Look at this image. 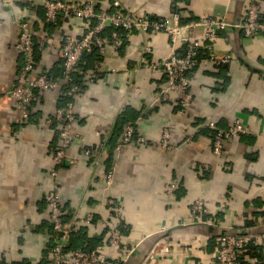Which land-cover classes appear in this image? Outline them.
I'll return each mask as SVG.
<instances>
[{"label": "crops", "instance_id": "0c3cea01", "mask_svg": "<svg viewBox=\"0 0 264 264\" xmlns=\"http://www.w3.org/2000/svg\"><path fill=\"white\" fill-rule=\"evenodd\" d=\"M45 1L0 0V264L50 263L55 235L45 193L53 189L62 195V218L84 246L107 241L109 226L119 225L123 243L106 251L120 264H212V237L219 230L264 233V32H219L215 51L233 60L201 59L190 72L194 98L183 114L179 95L166 91V73L144 65L170 57L168 32L130 31L102 60L88 57L75 100L78 137L60 162L55 156L63 146L61 125L52 118L62 88L40 92L28 114L11 93L24 62L17 47L22 19L31 20L37 42L45 40L35 51L38 71L57 72L64 37L86 30L87 23L76 17L47 26ZM95 1L112 6L114 0ZM119 1L135 15L172 21L179 12L181 22L214 16L233 23L243 18L247 0ZM191 34L207 41L202 27ZM122 117L137 134L110 155L107 144L118 135L122 139L127 127L118 125ZM236 118L253 133L230 139L222 154L215 153L208 123L226 127ZM166 129L169 148L162 145ZM85 147L91 149L88 157ZM198 198L212 212L213 225L210 217L192 216ZM246 260L258 264L256 258Z\"/></svg>", "mask_w": 264, "mask_h": 264}, {"label": "built area", "instance_id": "2783aa9c", "mask_svg": "<svg viewBox=\"0 0 264 264\" xmlns=\"http://www.w3.org/2000/svg\"><path fill=\"white\" fill-rule=\"evenodd\" d=\"M45 22L58 23L61 19L73 17L83 19L88 25L86 30L80 35H66L63 40L64 56V78L54 79L45 71H38L35 64L36 40L34 28L29 18L20 21V39L17 47L23 56V66L19 72L15 86L11 93L17 104L29 113L32 103L39 98L42 91H54L62 87L64 83L71 85V91L75 95L78 92V85L73 82L76 72L83 73L80 62L86 52L97 48L101 54L107 53L110 47L118 48L123 42L122 34L118 29H125L128 32L139 30L142 32H168L173 46L170 57L160 61H145L144 65L154 69L163 70L168 77L166 91L175 92L179 95V114H183L193 102L194 94L191 88L190 69L199 64L198 55L202 47L209 50V59L212 62L227 63L233 60L232 55L226 54L220 57L214 48V40L223 29L240 28L248 37H255L264 32L263 7L264 0H247L246 10L243 18L239 22H229L225 19L206 16L194 19L186 23L180 21L181 14L174 12L172 21L169 17L152 19L151 15H135L125 11L119 0H114L113 5H100L95 0L84 2H74L67 0H46L45 1ZM109 27L115 28L113 38L109 39L102 33ZM202 27L205 30L206 42L192 36L193 29ZM41 47L45 45V40H41ZM94 78L92 77L91 80ZM166 92V93H167ZM56 120L61 125L60 135L63 146L57 152V161L67 158V149L78 137L74 130L76 121L75 102L68 106L60 107L55 112ZM208 126L217 128L218 133L212 140L214 152L222 154L225 150L226 142L230 139L244 134L253 133V129L241 118H236L229 126L223 128L215 121H210ZM136 134L134 125H127L126 130L116 147L120 151L126 144H129ZM170 131L166 129L163 133V143L165 147L170 146ZM144 141L145 139H140ZM88 157L91 155L90 148L83 149ZM71 159V162H76ZM54 174L57 172L54 171ZM115 172L110 168L107 172V183L114 182ZM176 182L169 185L174 188ZM45 199L51 207L50 220L56 235L55 243L51 248L52 258L49 264H120L118 259L112 257L106 251L108 246L113 248L121 247L123 243L122 232L118 224L109 226V237L107 241L101 243L93 249L74 248L66 249L73 230L72 224L65 221L61 216L63 199L59 189H53L45 193ZM192 216L202 217L210 215L207 222L213 225L212 212L201 198L195 200L191 207ZM225 210V208H222ZM92 220L88 215L86 222ZM218 243L214 253L212 264H241L240 257L246 252L249 244L261 245L264 252V233H233L229 229L219 230ZM222 231V232H221ZM59 234V235H58ZM166 245L164 251H169ZM130 253V250H125ZM124 251V253H125Z\"/></svg>", "mask_w": 264, "mask_h": 264}, {"label": "trees", "instance_id": "16d2710c", "mask_svg": "<svg viewBox=\"0 0 264 264\" xmlns=\"http://www.w3.org/2000/svg\"><path fill=\"white\" fill-rule=\"evenodd\" d=\"M100 5H98V7H99ZM262 16H263V18H264V13L262 14ZM151 17H152V19H159L160 17H158V16H153V15H151ZM200 19V18H199ZM192 20H194V19H192ZM191 21V20H190ZM189 22V21H188ZM182 23H186V22H182ZM56 24V23H55ZM46 25L47 26H51V25H54L53 23H48V22H46ZM88 25V24H87ZM115 28H113V27H109V28H107L102 34L103 35H105L106 37H108L109 39H112L113 38V33L115 32ZM118 32H120L121 34H122V39L124 40V38H125V35H126V33H128V31L127 30H125V29H118L117 30ZM122 44V43H121ZM37 46H41V42L39 41V42H37L36 41V48H37ZM91 58V57H94L96 60H98V61H100V60H102V58H103V54H101L100 52H99V50L97 49V48H95L94 50H92V51H90V52H86L84 55H83V57H82V59H81V62H80V68H81V70L83 71V73H79V72H76L75 74H74V79H73V82L74 83H76L77 85H78V92L74 95L73 93H72V91H71V85L69 84V83H64L63 85H62V92H64V94L61 96L62 97V101H60V103H59V106L57 107V108H60V107H65V106H68L71 102H75V100H76V97H77V95H78V93L80 92V90H81V88L83 87L82 86V83H83V81H84V77H85V72H86V65L84 64V61H85V59H87V58ZM209 57V50L207 49V47H202L201 49H200V53H199V55H198V60H199V62L201 61V59H203V58H208ZM63 63H64V59L62 60V62L59 64V66H58V71L57 72H51V71H45V72H47L48 73V75H50V77H52V78H54V79H58V80H62L64 77V72H63V67H64V65H63ZM197 67V66H196ZM196 67H194V68H192V69H190V72L193 70V69H195ZM190 72H189V74H190ZM167 75V74H166ZM167 80H168V77H167ZM179 108H180V105L178 106ZM178 108V109H179ZM187 111V110H186ZM185 113V112H184ZM55 122H59L58 120H56V117L54 116L53 118H52ZM130 121L126 118V117H122L121 119H119L118 120V125H133V123H129ZM218 125V124H217ZM219 126V125H218ZM227 127V126H226ZM223 128H225L224 126H223ZM208 131H209V133H210V135H211V137H212V140H213V138L216 136V134L218 133V129L216 128H212V127H210V126H208ZM120 130V129H119ZM137 134V133H136ZM135 134V135H136ZM119 136V135H118ZM118 136H117V138L116 137H114L113 138V140H111L108 144H107V147H108V150H109V152H110V155H113V153H114V151H116V147H117V145L119 144V142H120V140L118 139ZM73 144V143H72ZM70 148V147H69ZM68 148V149H69ZM85 148H89V147H85ZM67 149V150H68ZM66 159V158H65ZM64 159V160H65ZM63 160V161H64ZM109 160V165H108V170L111 168V166H112V163H111V161H112V159L110 158V159H108ZM60 162H62V161H60ZM208 216H210V215H206V217H208ZM247 226H252V223H248V225ZM247 226L245 225L244 227L245 228H247ZM120 230H121V228H120ZM51 231H52V233H54V237H55V239H56V234L57 233H55V231H54V228H53V225H52V228H51ZM229 231L230 232H233V233H238V234H242V233H247L248 231H243V232H236V231H234V230H232V229H229ZM222 232V231H221ZM256 233V232H255ZM219 234H220V231H218L217 232V234H215L213 237H212V239L216 242V245H217V243H218V236H219ZM59 235V234H58ZM70 237H71V239H70V241H68V244H67V246H66V249H74V248H80V247H82V248H84V249H93V248H95V247H97L98 245H100L102 242H97V243H95V244H91V245H87V246H84L83 245V242L82 241H80L79 240V238L77 237V235L75 234V233H73V231L71 232V235H70ZM55 239H54V242H53V244H52V246L54 245V243H55ZM52 248V247H51ZM251 257V258H256L258 261H257V263L258 264H264V252H263V250H262V247H261V245H255V244H249L248 245V249L246 250V252L240 257V263L241 264H249L250 262L248 261V260H246V257ZM248 262V263H247Z\"/></svg>", "mask_w": 264, "mask_h": 264}]
</instances>
